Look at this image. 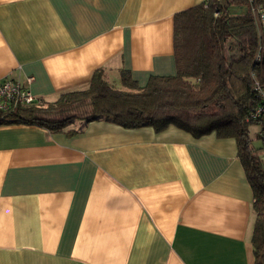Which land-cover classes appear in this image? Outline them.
Masks as SVG:
<instances>
[{"label": "crops", "instance_id": "crops-1", "mask_svg": "<svg viewBox=\"0 0 264 264\" xmlns=\"http://www.w3.org/2000/svg\"><path fill=\"white\" fill-rule=\"evenodd\" d=\"M202 1L0 0V80L54 101L98 69L175 75V14ZM238 150L175 125L1 124L0 264H255Z\"/></svg>", "mask_w": 264, "mask_h": 264}, {"label": "trees", "instance_id": "trees-1", "mask_svg": "<svg viewBox=\"0 0 264 264\" xmlns=\"http://www.w3.org/2000/svg\"><path fill=\"white\" fill-rule=\"evenodd\" d=\"M231 7L245 10L233 13ZM263 42L248 0H203L175 14V75L152 76L140 86L123 71V87L116 88L98 69L87 88L62 92L54 101H13L0 109V125L37 124L61 131L75 120L104 118L126 127L162 131L175 125L195 137L213 132L234 137L254 195L255 264H264V117H251L263 103L255 89L256 82L264 87V59L256 60ZM252 124L263 125L258 148L250 135Z\"/></svg>", "mask_w": 264, "mask_h": 264}, {"label": "built area", "instance_id": "built-area-1", "mask_svg": "<svg viewBox=\"0 0 264 264\" xmlns=\"http://www.w3.org/2000/svg\"><path fill=\"white\" fill-rule=\"evenodd\" d=\"M250 4L251 13L254 15L256 20L260 24L261 32L264 34V1L259 0H248ZM207 6V4H206ZM264 59V42L259 44L256 60L261 62ZM32 77H29V81ZM256 90L262 97L263 103L255 107L251 111L252 118L264 117V87H262L259 82H256ZM20 101L23 103H31L35 101H40L41 99L32 94L28 89L21 86L20 82L6 77L0 80V109L6 110L9 108L13 101Z\"/></svg>", "mask_w": 264, "mask_h": 264}, {"label": "rangeland", "instance_id": "rangeland-1", "mask_svg": "<svg viewBox=\"0 0 264 264\" xmlns=\"http://www.w3.org/2000/svg\"><path fill=\"white\" fill-rule=\"evenodd\" d=\"M245 10V8H237V7H231V11L233 13H240L243 12ZM110 84L113 85L116 88H122V84H120V81H110ZM263 127L262 124H252L250 125L249 129H250V135L253 139V146L255 148H258L262 145V139L260 136V130Z\"/></svg>", "mask_w": 264, "mask_h": 264}, {"label": "water", "instance_id": "water-1", "mask_svg": "<svg viewBox=\"0 0 264 264\" xmlns=\"http://www.w3.org/2000/svg\"><path fill=\"white\" fill-rule=\"evenodd\" d=\"M262 159H263V161H264V156H262Z\"/></svg>", "mask_w": 264, "mask_h": 264}]
</instances>
